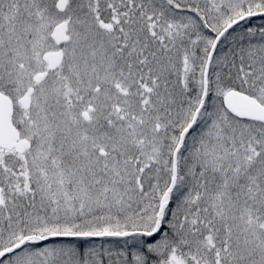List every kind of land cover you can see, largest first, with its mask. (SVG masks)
<instances>
[{
  "label": "snow or ice",
  "instance_id": "snow-or-ice-1",
  "mask_svg": "<svg viewBox=\"0 0 264 264\" xmlns=\"http://www.w3.org/2000/svg\"><path fill=\"white\" fill-rule=\"evenodd\" d=\"M0 264H264V0H0Z\"/></svg>",
  "mask_w": 264,
  "mask_h": 264
}]
</instances>
